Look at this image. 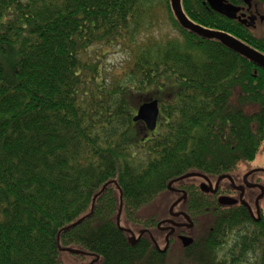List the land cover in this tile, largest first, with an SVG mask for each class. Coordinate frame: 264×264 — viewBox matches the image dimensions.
<instances>
[{
    "label": "trees",
    "instance_id": "16d2710c",
    "mask_svg": "<svg viewBox=\"0 0 264 264\" xmlns=\"http://www.w3.org/2000/svg\"><path fill=\"white\" fill-rule=\"evenodd\" d=\"M251 3L264 15V0ZM182 7L264 54V22L249 28L205 0ZM167 24L177 38H162ZM116 47L127 57L109 70ZM151 100L153 132L133 120ZM263 145L264 69L183 28L171 0H0V264H64L69 248L92 264H168L175 244L176 264H264L263 222L238 250L178 239L181 213L226 215L215 222L228 232L253 223L192 178L231 174ZM122 216L141 227L135 241Z\"/></svg>",
    "mask_w": 264,
    "mask_h": 264
},
{
    "label": "flooded vegetation",
    "instance_id": "af4514ba",
    "mask_svg": "<svg viewBox=\"0 0 264 264\" xmlns=\"http://www.w3.org/2000/svg\"><path fill=\"white\" fill-rule=\"evenodd\" d=\"M243 9L244 11H242V13L246 15V19L255 18L254 26H248L249 28H256L260 23L264 22V20H261L264 15L257 12L252 4L246 5ZM241 169L242 170L237 169L231 174H225L221 177L215 178L197 175L194 181L196 188L195 192L196 194L201 192L207 195L210 202L214 203L216 200L218 202L217 204H220L223 207L239 206L245 213H247L248 218L252 219L253 223H245L244 225L238 223V225L234 227L233 231L229 230L228 232V228L226 230V227L221 226V223L218 225L215 222L217 220L221 221L226 215L218 217L217 220L213 217L214 220H212L211 226L206 227L202 224V219L207 216L199 217L197 223H194L186 215H184V213H181L185 219V223L180 225V227H182V234L178 236V239L184 249H188L194 244L196 245V241L202 245L203 241H205L208 237L209 239L213 238L218 243L223 241V247L229 246L238 250L243 244V237L250 236L255 231L256 224L261 222L264 223V212L261 210L259 205V192L261 191V195L264 194L262 189V184L264 183V170H253L251 169L250 164H245V166ZM186 188L187 187L175 190L182 196L181 200H183L184 203L186 202L187 195L189 194ZM221 198H231L236 200L237 203L233 205L221 204ZM186 230L191 231V233H187ZM183 236L192 238L193 243L188 247L183 246V243L180 240ZM222 236L225 238L221 240ZM200 247L201 246H198V249H200Z\"/></svg>",
    "mask_w": 264,
    "mask_h": 264
},
{
    "label": "water",
    "instance_id": "95a60500",
    "mask_svg": "<svg viewBox=\"0 0 264 264\" xmlns=\"http://www.w3.org/2000/svg\"><path fill=\"white\" fill-rule=\"evenodd\" d=\"M209 7L216 13L230 19L237 20L243 25L249 27L254 26L255 18L246 19V15L242 13L243 7L235 6L228 0H205ZM246 5H251V0H244ZM171 9L183 28L206 39H215L220 41L228 49L240 54L246 59L252 61L255 65L264 69V54L258 50L248 46L244 42L237 38L223 32H217L205 29L200 25H196L192 22L185 14L182 7V0H171ZM253 22H251V21ZM264 20V17L261 18ZM160 117V107L157 100H151L138 108V112L134 117V122L143 123L146 129L153 132L157 129L158 121ZM221 204L233 205L237 201L231 198H221ZM136 239H134L135 241ZM183 246L188 247L193 243V239L190 237L183 236L180 238ZM169 244L166 245L164 252L168 250Z\"/></svg>",
    "mask_w": 264,
    "mask_h": 264
},
{
    "label": "rangeland",
    "instance_id": "374dc122",
    "mask_svg": "<svg viewBox=\"0 0 264 264\" xmlns=\"http://www.w3.org/2000/svg\"><path fill=\"white\" fill-rule=\"evenodd\" d=\"M152 32L158 37L162 33V38H177L178 33L170 27L168 24L161 28L160 34H159V28H154ZM106 57H103V62L105 64V67L109 70H112L115 66H121L124 61L126 60L127 55L122 51L119 50L118 47L111 48L107 50ZM251 166V169H261L264 170V145L262 146V149L256 156V158L249 163ZM243 168V167H242ZM242 170V169H240ZM192 181H195V178H192ZM264 182V181H263ZM149 211V209L147 210ZM150 212L149 214H151ZM145 214V213H143ZM212 220H214L213 217H210L208 215L207 217L202 219V224L206 227L211 226ZM121 225L125 230H128L131 232L132 239L134 240L135 237H139L140 233L142 232L141 227L136 224H131L128 219H126L125 216H122L121 219ZM187 233H191V231L186 230ZM164 246V244H162ZM76 251L73 248H69V251ZM181 250L179 244H175L173 246V251L170 254L168 264H176V261L179 260V251ZM69 251L62 252V260L64 264H92V257L91 256H82L78 254H73Z\"/></svg>",
    "mask_w": 264,
    "mask_h": 264
}]
</instances>
